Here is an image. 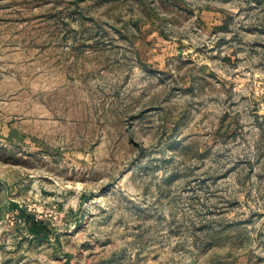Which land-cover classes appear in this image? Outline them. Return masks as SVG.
I'll use <instances>...</instances> for the list:
<instances>
[{
  "label": "rangeland",
  "instance_id": "374dc122",
  "mask_svg": "<svg viewBox=\"0 0 264 264\" xmlns=\"http://www.w3.org/2000/svg\"><path fill=\"white\" fill-rule=\"evenodd\" d=\"M0 264H264V0H0Z\"/></svg>",
  "mask_w": 264,
  "mask_h": 264
},
{
  "label": "trees",
  "instance_id": "16d2710c",
  "mask_svg": "<svg viewBox=\"0 0 264 264\" xmlns=\"http://www.w3.org/2000/svg\"><path fill=\"white\" fill-rule=\"evenodd\" d=\"M13 208L19 212V217L23 220L31 235L38 240H48L50 238L54 232V228L47 219L37 218L26 208L20 207L16 204Z\"/></svg>",
  "mask_w": 264,
  "mask_h": 264
}]
</instances>
